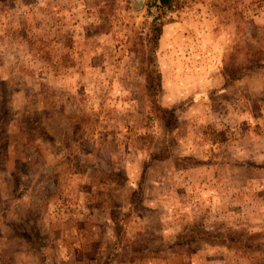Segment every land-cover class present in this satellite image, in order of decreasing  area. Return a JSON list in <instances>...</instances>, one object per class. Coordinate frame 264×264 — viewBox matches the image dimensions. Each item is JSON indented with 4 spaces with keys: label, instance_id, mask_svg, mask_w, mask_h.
Returning <instances> with one entry per match:
<instances>
[{
    "label": "rangeland",
    "instance_id": "obj_1",
    "mask_svg": "<svg viewBox=\"0 0 264 264\" xmlns=\"http://www.w3.org/2000/svg\"><path fill=\"white\" fill-rule=\"evenodd\" d=\"M0 264H264V0H0Z\"/></svg>",
    "mask_w": 264,
    "mask_h": 264
},
{
    "label": "trees",
    "instance_id": "obj_2",
    "mask_svg": "<svg viewBox=\"0 0 264 264\" xmlns=\"http://www.w3.org/2000/svg\"><path fill=\"white\" fill-rule=\"evenodd\" d=\"M162 6H171V0H160Z\"/></svg>",
    "mask_w": 264,
    "mask_h": 264
}]
</instances>
